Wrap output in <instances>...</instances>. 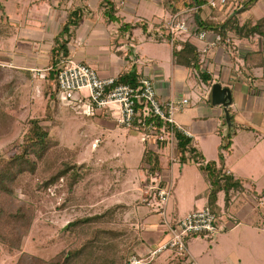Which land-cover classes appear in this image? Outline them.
Instances as JSON below:
<instances>
[{
  "label": "crops",
  "instance_id": "0c3cea01",
  "mask_svg": "<svg viewBox=\"0 0 264 264\" xmlns=\"http://www.w3.org/2000/svg\"><path fill=\"white\" fill-rule=\"evenodd\" d=\"M111 1L112 16L102 0H0V74H10L6 83L11 86L21 78L19 85L24 88L41 80L43 89L45 79L34 76L32 69H43L47 74L53 42L66 10L79 8L81 19L66 36L68 56L90 65L102 77L117 78L134 70L138 79L151 80L160 101L187 98L188 103L176 111L175 120L192 134V147L203 161L217 160L229 132L224 171L243 183L241 189L229 193L227 203L224 192L217 193L214 213L219 230L231 231L235 244L251 241L255 245L251 235L264 234V40L258 34L245 35L244 30L237 29L264 17V0H229L216 7L209 6L208 0H194V5L177 11H185V18L194 23V28L178 33L173 42L164 23L177 12L172 13L165 0ZM9 3L13 8L7 14ZM198 19L203 26L197 25ZM221 26L223 37L218 33ZM200 30L207 32L203 39L197 36ZM216 34L222 38L220 43H214ZM186 43L192 52L183 50ZM213 83L230 90L229 127L223 108L207 100ZM90 118L111 130L116 125L111 115ZM161 160L163 177L173 183V221L207 205L209 184L193 158L190 160L198 167L193 171L190 165L184 170V162H179L176 177V164ZM138 175L141 180L133 192L140 196L144 185L141 165ZM185 188L191 190L194 202L182 208ZM164 237L162 231L142 233L139 252L156 246ZM163 260L175 264L169 255Z\"/></svg>",
  "mask_w": 264,
  "mask_h": 264
},
{
  "label": "rangeland",
  "instance_id": "374dc122",
  "mask_svg": "<svg viewBox=\"0 0 264 264\" xmlns=\"http://www.w3.org/2000/svg\"><path fill=\"white\" fill-rule=\"evenodd\" d=\"M12 8L9 3L7 14ZM9 79L10 74H0V108L12 115L10 129L0 137V155L12 151L10 145L20 140L27 120L34 117L48 129L55 145L38 162L33 173L25 172L18 178L16 199L31 203L34 218L20 249L8 250L0 243V264H16L23 252L49 259L61 250L78 246L94 232L102 244V249L95 252L97 257L116 258L122 248L131 247L132 253L128 254L126 264L141 250L142 233L162 231L164 234L158 204L155 201L147 204L143 194L139 196L133 192L141 180L138 169L145 147L139 136L117 125L112 130L101 127L92 118L59 103L51 102L50 114H47L48 99L41 80H36L31 88H24L19 85L21 78L12 86L6 83ZM64 163L74 165L73 171L79 172L77 182L70 188L66 177H62L54 184L42 187V182ZM175 164L173 174L176 177L180 171L179 163ZM184 164V170L190 165L193 171L198 167L193 160ZM129 178L136 182H130ZM190 191L183 189L182 208L194 202ZM173 192L174 189L166 205L168 221H173ZM94 215L98 217L90 223L68 228L69 222ZM101 229L103 234H100ZM228 231L220 229L216 235L188 237L185 240L188 254L166 250L150 264H167L163 259L168 255L175 264H190L192 260L198 264H264V234L250 236L255 245L251 241L237 245L232 232ZM224 232L226 234L222 235ZM164 236L166 238L167 234ZM106 243L109 246L103 247Z\"/></svg>",
  "mask_w": 264,
  "mask_h": 264
},
{
  "label": "built area",
  "instance_id": "2783aa9c",
  "mask_svg": "<svg viewBox=\"0 0 264 264\" xmlns=\"http://www.w3.org/2000/svg\"><path fill=\"white\" fill-rule=\"evenodd\" d=\"M229 0H208L211 7L226 4ZM185 18V11L172 14L165 20L166 34L171 35L170 41L178 33H188L194 28ZM197 36L203 39L207 36L205 30L197 31ZM219 34L214 37V43H220ZM229 39H226L228 42ZM59 71L57 74L58 92L56 100L59 104L71 107L75 112L87 117L111 115L114 124L133 131L144 145L153 148L159 158H165L168 165L180 162L182 155L179 147V136L188 139L187 148H193L192 134L176 122V111L183 108L187 98L180 100L157 99L151 80L141 77L136 84L117 83L113 76L102 77L90 65L78 62L70 56L60 53ZM34 76L44 78L45 70L33 68ZM85 91V95L79 93ZM79 95V96H77ZM193 157L188 154V159ZM203 161V159H199ZM147 165L142 170L144 185L143 201L150 204L155 201L160 207L165 226L164 238L159 244L147 252L132 255L126 264H150L154 258L166 250H177L188 254L185 240L198 235H215L219 231L218 217L208 205L188 212L176 221L166 219V205L172 195L173 183L163 177L161 169L154 173L148 171ZM262 204V202H261ZM190 264H197L194 260Z\"/></svg>",
  "mask_w": 264,
  "mask_h": 264
},
{
  "label": "trees",
  "instance_id": "16d2710c",
  "mask_svg": "<svg viewBox=\"0 0 264 264\" xmlns=\"http://www.w3.org/2000/svg\"><path fill=\"white\" fill-rule=\"evenodd\" d=\"M199 2L198 0H196ZM106 7V12L109 16L114 13V5L111 0H102ZM171 12H177L182 8H187L194 5V0H165ZM81 19L80 9L76 7H69L66 10V18L63 22L58 36L54 39L51 49L50 67L45 75L44 95L48 99L46 113L50 114V103L58 104L56 94L58 92L57 74L59 71L60 53L67 55V39L70 27L79 23ZM163 23V22H162ZM197 25L203 26L198 19ZM217 29V28H216ZM238 30H244L245 35L258 34L264 40V17L256 21L253 25L245 24ZM218 33L223 37L225 31L223 26L218 29ZM185 45V44H184ZM189 48V49H188ZM191 46H183V50L192 52ZM174 54L177 52L174 50ZM138 77L134 70L127 73H122L117 77V83L136 84ZM12 124V115L0 108V137L8 132ZM179 147L182 155L180 162H185L188 159V154H191L193 159L198 163V166L204 172L209 184L208 202L207 205L212 212L216 211L217 193L224 192L225 203L229 200V193L231 191L242 188L243 181L235 179L224 171L225 151L229 148V142L226 145H221V151L217 160L200 161L198 153L193 148H187L188 139L179 136ZM55 143L51 139L50 132L47 128L40 124L39 118H30L27 120V125L20 138L14 144H11L7 155H0V243L8 250L20 249L23 237L27 234L31 222L34 218L33 206L27 201L16 199L15 187L18 185V178L25 172L33 173L37 164L43 157L48 154ZM141 168L149 166L148 171L151 173L160 170L162 167V160L153 148L145 145L141 158ZM74 165L64 163L57 170L50 174L47 179L42 182V187L46 188L54 184L59 178L66 177L68 186L71 188L79 178V172L73 171ZM145 202V201H144ZM93 217L77 218L68 223V228L82 226L90 223ZM107 232L113 233L108 230ZM100 234H103L101 229ZM100 236V235H99ZM100 237L97 233L86 238L78 246L70 247L67 250H61L56 255L49 259H43L30 253H22L16 264H107L116 263L124 264L129 253H132L131 247L122 248L116 258H99L95 254L96 251L102 249ZM142 242V239H141ZM109 243L103 244V247H108ZM150 249V248H149Z\"/></svg>",
  "mask_w": 264,
  "mask_h": 264
},
{
  "label": "water",
  "instance_id": "95a60500",
  "mask_svg": "<svg viewBox=\"0 0 264 264\" xmlns=\"http://www.w3.org/2000/svg\"><path fill=\"white\" fill-rule=\"evenodd\" d=\"M207 100L211 105H220L224 112V121L226 125L230 126V113L228 107L231 104V93L229 88L222 87L219 83H213L207 93ZM229 133V132H228ZM228 133L225 136V143L227 144Z\"/></svg>",
  "mask_w": 264,
  "mask_h": 264
}]
</instances>
